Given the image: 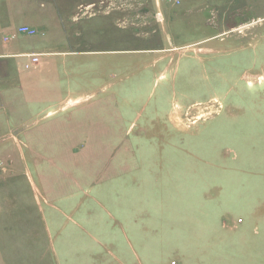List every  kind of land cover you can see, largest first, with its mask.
I'll list each match as a JSON object with an SVG mask.
<instances>
[{"label": "rangeland", "instance_id": "374dc122", "mask_svg": "<svg viewBox=\"0 0 264 264\" xmlns=\"http://www.w3.org/2000/svg\"><path fill=\"white\" fill-rule=\"evenodd\" d=\"M6 1L15 18L38 16L21 9L31 1ZM84 1L98 17L0 44L46 53L30 70L29 58L0 60V264H182L199 245L248 264V246L233 243L251 222L252 163L264 203V0ZM219 160L237 173L219 207L236 213L211 246L222 232L213 216L193 225L199 216L177 200L199 178L219 185L198 174ZM231 246L242 258L225 263Z\"/></svg>", "mask_w": 264, "mask_h": 264}, {"label": "crops", "instance_id": "0c3cea01", "mask_svg": "<svg viewBox=\"0 0 264 264\" xmlns=\"http://www.w3.org/2000/svg\"><path fill=\"white\" fill-rule=\"evenodd\" d=\"M26 1H31L32 3L22 7L21 9L25 10L27 8L28 10H30L31 8H34V10L38 13V16L36 18H31L30 14L27 12L26 13L21 12L19 14V16L17 18H15L16 15H15V10H14V7H15L14 4L12 2H8L6 0H0V35L2 37L4 35H6V32H8V31H12L11 35L17 36L18 35L17 31L21 27H33L34 28L35 26H38V27L44 29L47 24H54V25L64 24L67 22L68 19H71L73 22H76L79 19H82L84 17L95 18V17L99 16L95 10H91V8L96 7L97 3H95V2H92V3L88 2V3L84 4L83 3V2H85L84 0H82V1H80V0H74V1L68 0L67 3H65V5H63L60 0H40V1H38V0H26ZM79 8L83 9V11L81 10L82 11L81 12V14H82L81 18L78 17V14H80L78 12V10L75 12V10L79 9ZM84 9H86V10H84ZM84 15H86V16H84ZM13 31H15V32H13ZM39 33H38V35H39ZM45 33L46 32H42L40 34H41V36H45L46 35ZM6 36H10V35H6ZM14 39H12V40H14ZM11 41H9L8 43H10ZM8 43L2 42V41L0 42V44L3 46H5ZM5 50L6 49H4L3 47L0 48V60H4V59L10 58V57H26V58H29V56H31V55H38L39 57H43V55L46 54L44 52L15 53V52H9V51H7V50L5 51ZM73 53L74 54L75 53L82 54V53H86V52L82 51V52H73ZM28 61H26L25 64ZM25 64H24V68H25ZM65 64L69 65L68 62H66ZM259 119H263V118L258 117L255 120H259ZM259 123L260 122H257L256 125H259ZM224 161L225 160H219L218 161L219 163H216L215 161H212V162L206 161V163H205V161H204L198 170L199 176H201V175L204 176V173L207 176H209L211 174V177L210 176L209 177L212 178V180H213V176H214V179L216 178V180L219 181L218 182L219 185L209 186V189H212V188L217 189V190H215V193H214V190H209L207 188V182L203 183V181H201L202 182L201 183L200 178H199V180L195 181V183H194V184L197 183L196 185H198V186H196V188H194V191H192V193L186 191L183 195H181L179 197V201L177 200V203L179 205H182L183 207L186 208L185 210H188V211L194 213V215L199 216V218L194 219V221L193 220L191 221L193 223V225H197V220L200 219V216H204V217L213 216V220L215 222L213 232L220 230L222 232H219V233H221L222 236L219 233L217 235L214 234L215 237L216 236L217 237H216V241L213 240L212 244H210L211 246H213V245L217 246L219 244L218 243L219 241L222 242V238L224 237L223 233H225V230L227 231V229H232V226L230 224L231 222L226 223V219L231 218V220H232V216L234 215V213H236V211H234L235 209H234L232 204L227 205L223 208L219 207V203H221L223 194L222 193L217 194V193L219 191L222 192V186H224V184L227 181L229 182L230 178H232L233 176L234 177L237 176V173H234V171H233V165L227 164L228 162H226V161L224 162ZM222 164H225V165H222ZM253 168H256V167H253V163H252L251 172L249 175H247L248 180H247L246 197L250 201L248 204L250 207L243 210L244 214H246L247 216L249 215L251 222L247 221V224L245 226L244 231H241L242 233H235L234 234L235 243H233V244H236V246L239 248H245V246H248V251L251 255L250 257H248V260H247L248 264H264V203L262 202V206L260 207V204L258 202V198L256 197V195L254 193L255 192L254 184L256 183V176H255V171L253 170ZM203 169L205 171H203ZM208 169H212V171L209 172ZM36 172H38V171H36ZM22 174H23V172L21 173V175ZM12 175L13 174H7V175H3V177L8 176L7 177L8 180L12 181V178H11ZM14 176H18V175L14 174ZM0 180H2V179H0ZM220 180L223 181V185L221 184ZM208 190H209V192H208ZM211 193H214V194L212 195ZM162 195H164V194H162ZM227 196H228V198H227L228 201L229 200L231 201L234 197H236L235 194H233L231 196L227 194ZM154 200L156 201L157 198L155 197ZM161 200H163L162 197L158 198L156 205L157 204L160 205ZM232 202H233V200H232ZM207 204L210 205V207H208L209 208L208 210H207ZM215 204L217 206H215ZM123 217H125V216H123ZM129 218L130 217H128L124 220L126 224H127V222L131 221ZM239 222H240L239 224L243 223L242 220H240ZM120 226L123 227V225H121V224H120ZM125 232H126V230L122 231L121 233L125 234ZM248 232L251 234L247 236L245 233H248ZM90 236L91 235H89L88 233L85 234V237H87V238H90ZM220 238H221V240H220ZM124 239L126 241V244H131V241L128 240L129 239L128 235L125 236ZM93 241L95 242V244L97 246H98V244L100 245V243L95 241L94 238H93ZM222 244H223V242H222ZM146 245H147V251H146L147 254L148 255L152 254V252H153L152 250L154 247V242H153L152 237L148 239V243ZM205 247H206L205 245H203V246L199 245V248H202L203 250H201L199 252L200 255L195 256L196 258L192 257L191 252H188V255H187L188 259H185V262H182V264H209V263L210 264H221L220 262L223 261L224 259L218 260L217 256L214 257V256L209 255V252L207 250L205 251ZM225 248H226V246H225ZM231 249H232L233 253L231 252V254H229L230 257L225 256L226 257L225 263L227 262V259H230V262L232 263V262H235L236 260H240V258H242L241 251H243L244 249L234 250V247H232V246H231ZM217 252H218V250H217ZM235 252H237V253H235ZM212 253L213 254L215 253V255H216L215 251ZM135 256L138 259V256L137 255H135ZM35 258L36 259L33 261L34 263L33 262H27V263L38 264L37 262H39V264H41L42 261L40 260V258L39 259H37V257H35ZM201 258H203L204 260ZM140 260L141 259L139 258L138 263ZM141 263H143V260H141Z\"/></svg>", "mask_w": 264, "mask_h": 264}, {"label": "built area", "instance_id": "2783aa9c", "mask_svg": "<svg viewBox=\"0 0 264 264\" xmlns=\"http://www.w3.org/2000/svg\"><path fill=\"white\" fill-rule=\"evenodd\" d=\"M17 34L35 36V35H37V31L31 27H21L18 29ZM15 37H16V35L3 36L0 39V42L2 41L5 43H8L9 41L14 39ZM39 58L40 57L38 55L29 56V61L25 64V69L30 70V69L36 67L40 62Z\"/></svg>", "mask_w": 264, "mask_h": 264}]
</instances>
